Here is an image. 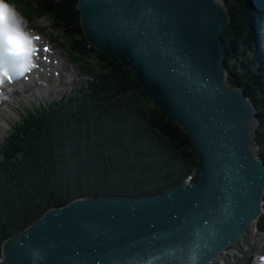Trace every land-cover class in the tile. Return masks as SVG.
<instances>
[{
	"label": "water",
	"instance_id": "obj_1",
	"mask_svg": "<svg viewBox=\"0 0 264 264\" xmlns=\"http://www.w3.org/2000/svg\"><path fill=\"white\" fill-rule=\"evenodd\" d=\"M77 8L88 43L128 68L189 134L197 164L157 194L87 195L48 208L3 241L0 264H206L252 230L264 234L258 118L227 82L223 0H77Z\"/></svg>",
	"mask_w": 264,
	"mask_h": 264
},
{
	"label": "trees",
	"instance_id": "obj_2",
	"mask_svg": "<svg viewBox=\"0 0 264 264\" xmlns=\"http://www.w3.org/2000/svg\"><path fill=\"white\" fill-rule=\"evenodd\" d=\"M6 2L27 21L43 17L93 80L23 110L0 145V253L7 237L50 207L87 195L157 194L190 174L197 160L189 134L166 120L128 68L88 43L77 0ZM223 2L230 16L222 32L227 82L255 108L264 161V0ZM256 227L264 232V211Z\"/></svg>",
	"mask_w": 264,
	"mask_h": 264
},
{
	"label": "clouds",
	"instance_id": "obj_3",
	"mask_svg": "<svg viewBox=\"0 0 264 264\" xmlns=\"http://www.w3.org/2000/svg\"><path fill=\"white\" fill-rule=\"evenodd\" d=\"M35 40L25 17L13 4L0 0V57L4 68L19 77L28 73L34 67Z\"/></svg>",
	"mask_w": 264,
	"mask_h": 264
},
{
	"label": "bare ground",
	"instance_id": "obj_4",
	"mask_svg": "<svg viewBox=\"0 0 264 264\" xmlns=\"http://www.w3.org/2000/svg\"><path fill=\"white\" fill-rule=\"evenodd\" d=\"M48 80L49 77L47 75V70L44 72L38 71L37 74L34 73L32 75L29 82H18L10 86V88H5L3 93H1V96L2 98H6V100L0 103V110L5 109L7 112L0 117V120L2 118H6V116L12 112V108L9 103L12 98L29 94L34 87H38L40 82L47 83ZM6 125V121H0V130ZM245 238H247V242L245 241ZM263 241L264 234L256 230H252L248 235L244 236L237 245L222 250L206 264H247L246 262L249 254L252 251L259 253L264 247Z\"/></svg>",
	"mask_w": 264,
	"mask_h": 264
},
{
	"label": "rangeland",
	"instance_id": "obj_5",
	"mask_svg": "<svg viewBox=\"0 0 264 264\" xmlns=\"http://www.w3.org/2000/svg\"><path fill=\"white\" fill-rule=\"evenodd\" d=\"M30 23L40 26L45 32H47L49 35H51V33H49L48 29L46 28L47 21L43 17H34ZM43 27H45V29L47 31ZM69 59L73 63L71 56H70ZM74 67H76V66L74 65ZM68 70H70L69 67H68ZM73 70H74L76 75H80V71H81L80 67H77V69H73ZM67 72H70V71H67ZM52 78H53L52 80L54 81L53 87L54 88H58L60 90L56 91V92H53L51 94L50 98H47L46 95L44 93H42V95L44 97V99L42 101H46L47 102L48 100L49 101L54 100V99L56 100L59 97L55 96V95H59L60 96L61 93L63 92L62 90H65V91L66 90H70L71 88H73L78 83L75 75H74V77L69 75V77L67 79L68 81L66 83H60V82L58 83V81H56L54 76ZM14 112H15V115L12 114V115H9L8 117H6V121L8 122L7 127H4L3 129L0 130V145L3 143L6 134H8L9 128L14 126L15 122L19 119L18 115L22 114V109L19 111V109L14 108ZM255 139H256V136H255ZM247 248H249V247H247ZM255 254L256 253L253 252V251L249 254V257H248L247 262H246L247 264H252L254 262V255Z\"/></svg>",
	"mask_w": 264,
	"mask_h": 264
},
{
	"label": "snow or ice",
	"instance_id": "obj_6",
	"mask_svg": "<svg viewBox=\"0 0 264 264\" xmlns=\"http://www.w3.org/2000/svg\"><path fill=\"white\" fill-rule=\"evenodd\" d=\"M0 63H3V58L0 59ZM5 75H7V72H5Z\"/></svg>",
	"mask_w": 264,
	"mask_h": 264
}]
</instances>
